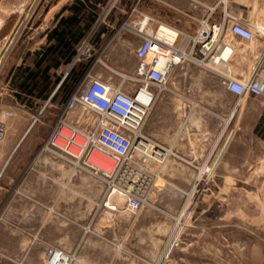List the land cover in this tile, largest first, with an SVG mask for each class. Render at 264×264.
I'll list each match as a JSON object with an SVG mask.
<instances>
[{
    "label": "rangeland",
    "instance_id": "1",
    "mask_svg": "<svg viewBox=\"0 0 264 264\" xmlns=\"http://www.w3.org/2000/svg\"><path fill=\"white\" fill-rule=\"evenodd\" d=\"M261 2L244 0L247 6L240 10V16L253 27L264 22V0ZM33 3L34 0H0V51L13 36L0 71L16 42L26 33L27 13ZM123 4L124 0H113L103 8L108 14L120 10ZM93 45L95 57L84 61L98 62L100 73L113 84L119 83L120 73H131L126 70L127 64L135 58L138 43H123L117 63L115 44ZM109 53L111 62L107 60ZM194 66L179 65L172 73L170 88L223 87L215 78H189L187 72ZM112 68L117 74L110 73ZM179 108L184 116L186 101L180 99ZM0 119L6 120L5 112L0 113ZM226 130L231 143H227V158L221 165L215 157L203 161L169 153L163 163L150 158L153 162L149 168L156 173L144 206L135 210L126 205L124 198L111 197L101 178L75 174L59 155L42 150L45 129L37 124L12 159L14 163L34 140L39 141L32 146L28 158L29 173L36 179L35 192L16 193L20 200L21 222L16 224L19 239L7 240L3 247L20 248L18 264H50L51 248L68 253L69 264H264V146L249 133L251 129ZM241 136L243 144L232 142ZM247 148L251 151L246 152ZM137 157L146 162V157ZM173 160L181 162L178 174L171 170ZM106 163L111 164L108 159ZM187 167L193 172L189 174ZM59 170L67 171V182L58 177ZM3 179L8 178L3 176L1 182ZM29 195H34L33 203L31 199L27 201ZM111 198L116 209L109 207ZM171 244L164 261L163 253Z\"/></svg>",
    "mask_w": 264,
    "mask_h": 264
},
{
    "label": "crops",
    "instance_id": "2",
    "mask_svg": "<svg viewBox=\"0 0 264 264\" xmlns=\"http://www.w3.org/2000/svg\"><path fill=\"white\" fill-rule=\"evenodd\" d=\"M106 1L43 0L42 6L29 20L26 33L16 42L0 71V113L6 114V134L0 141V264H18L16 259L20 248H4L3 244L7 240L19 239L16 224L21 222L18 215L20 200L16 193L21 190L35 192L36 179L29 173L28 158L39 141L34 140L33 145L17 155L13 163L16 152L37 124L45 129L44 143L62 105L87 71L113 84L107 75L100 73L98 62H75L77 50L83 43L115 44L117 63L123 43H140L141 35L133 24L146 18L149 30L165 25L189 35L205 24L221 25L224 41L233 48L225 65L238 78L248 77L252 66L264 55V43L260 37L257 38L258 43L254 39H244L233 33L224 20L227 13L242 15L240 10L247 6L244 0H124L120 10L108 14L104 9L109 6V1ZM135 6L138 12L134 10ZM183 38L180 35L177 43H181ZM110 56L111 53L107 60L111 62ZM184 63L195 65L194 70L187 72L189 78H215L223 87L187 90L173 87L162 94L148 121L146 133L168 152V156L172 153L177 158L203 161L215 157L219 158L221 165L227 158L228 144L231 143L227 141V128L251 129L249 133L264 146V100L252 96L239 99L227 88L226 80L219 73L221 67L212 69L195 61L181 64ZM136 65L135 53L126 70L133 73ZM109 70L117 74L114 68ZM180 99L197 104H190L183 116L179 108ZM37 115L38 121L32 124ZM233 141L239 145L244 142L242 136ZM245 151L251 150L247 148ZM152 162L148 158L145 164L149 167ZM179 163L173 160V173L178 174ZM187 172L190 174L193 169L187 167ZM58 173V177L67 182V171L59 170ZM3 176L8 179L1 182ZM25 178L27 180H23ZM30 199L33 203L34 195H29L27 201Z\"/></svg>",
    "mask_w": 264,
    "mask_h": 264
},
{
    "label": "built area",
    "instance_id": "3",
    "mask_svg": "<svg viewBox=\"0 0 264 264\" xmlns=\"http://www.w3.org/2000/svg\"><path fill=\"white\" fill-rule=\"evenodd\" d=\"M112 1L109 0V4ZM40 2L43 0H34L31 4L28 21ZM134 10L138 12L136 6ZM224 20L233 33L247 40L258 36L264 43V28L256 31L244 18L230 13L224 15ZM147 23L148 19L144 18L133 24L141 35L135 71L120 73L117 86L87 71L62 105L41 148L59 155L74 173L101 178L109 195L118 194L135 210L144 206L152 175L156 173L137 156L161 163L168 156V152L146 133V127L162 94L171 89V76L179 64L195 61L212 69L221 67L219 73L226 80L227 88L239 99L245 96L264 98V55L252 66L248 77L234 76L225 65L233 49L228 51L231 45L224 41L221 25L205 24L191 35L175 31V35L165 36L160 32L163 25L149 30ZM180 35L184 38L177 43ZM95 54L93 43H83L77 50L75 62L92 59ZM190 104L197 103L187 100L186 108ZM38 119L39 116H35L32 124ZM5 133V123L0 119V141ZM106 159L111 164L106 163ZM59 254L62 258L67 255V259L60 261L56 257ZM69 261L70 255L65 251L49 250L50 264H69Z\"/></svg>",
    "mask_w": 264,
    "mask_h": 264
},
{
    "label": "bare ground",
    "instance_id": "4",
    "mask_svg": "<svg viewBox=\"0 0 264 264\" xmlns=\"http://www.w3.org/2000/svg\"><path fill=\"white\" fill-rule=\"evenodd\" d=\"M254 28V30H256V31H258V30H261L262 28H264V22H257V24L253 27ZM160 32H161V34H163V35H165V36H169L170 34H173V35H175L176 34V32L173 30V29H171L170 27H168V26H165V25H163L162 26V28H161V30H160ZM12 39H13V36H11V38L9 39V43H7L6 45H7V47H8V45H10V43H12ZM5 45V46H6ZM232 47L230 46V48H228V51H230V49H231ZM233 49V48H232ZM6 51H7V48H5V49H3V51L1 52V54H0V64H1V62H2V58H3V56L4 55H6L5 53H6ZM211 63H213V62H211ZM6 134V133H5ZM5 137V136H4ZM4 139V138H3ZM111 197H115L116 199L118 198V199H121L120 197H119V195L118 194H113ZM114 198V199H115ZM115 199V200H116ZM122 201V200H121ZM119 202V201H118ZM119 206V205H118ZM109 207H111L112 209H116L117 208V205H116V203L115 204H113L112 203V198H111V202H109ZM190 212V211H189ZM188 214V213H187ZM186 218V217H185ZM181 223H183V222H181ZM178 225V224H177ZM177 229V228H176ZM179 230V229H178ZM176 232V231H175ZM178 236H179V234H178V231H177V233H176V235H175V239H177L178 238ZM174 241V240H173ZM169 246V245H168ZM171 246H172V244L169 246V248L167 249V251L165 252L164 251V255L162 256V260H166L167 259V257L169 256V250H170V248H171ZM56 257L57 258H59V260L60 261H64L65 259H67V255L65 256V257H61V255L59 254V255H56ZM69 257V256H68Z\"/></svg>",
    "mask_w": 264,
    "mask_h": 264
},
{
    "label": "water",
    "instance_id": "5",
    "mask_svg": "<svg viewBox=\"0 0 264 264\" xmlns=\"http://www.w3.org/2000/svg\"><path fill=\"white\" fill-rule=\"evenodd\" d=\"M171 264V263H170Z\"/></svg>",
    "mask_w": 264,
    "mask_h": 264
}]
</instances>
